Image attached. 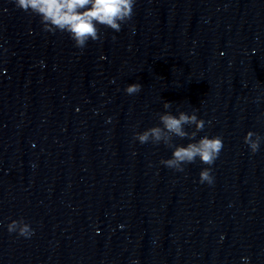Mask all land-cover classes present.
Here are the masks:
<instances>
[{
	"label": "clouds",
	"instance_id": "9594fccd",
	"mask_svg": "<svg viewBox=\"0 0 264 264\" xmlns=\"http://www.w3.org/2000/svg\"><path fill=\"white\" fill-rule=\"evenodd\" d=\"M13 2L18 9L39 17L44 31L67 33L80 49L86 47L89 40L97 41L101 38V26L119 32L122 24L132 19L135 7V0H13ZM141 88L140 83H132L126 86L125 92L134 95L139 93ZM171 105L165 102L163 107L168 110ZM177 111V115L170 111L159 113V125L137 132L133 138L140 144L163 143L172 148L171 157L162 159L160 163L178 172H183L185 165L195 163L199 159L202 164L208 165L199 173L200 183L211 185L214 183L211 166L223 149V140L220 136L210 138L207 135L196 140L197 134L204 129L205 121L199 119L195 111L192 114ZM186 125L189 127L194 125V130L186 131ZM174 137L187 138L194 142L186 146H177L173 145ZM262 139L264 138L257 133L249 131L244 137V143L255 154L260 149ZM7 228L9 233H17L18 236L25 238L34 234L23 218L12 220Z\"/></svg>",
	"mask_w": 264,
	"mask_h": 264
}]
</instances>
